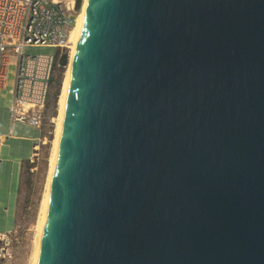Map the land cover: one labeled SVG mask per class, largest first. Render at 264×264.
<instances>
[{
	"label": "water",
	"instance_id": "obj_1",
	"mask_svg": "<svg viewBox=\"0 0 264 264\" xmlns=\"http://www.w3.org/2000/svg\"><path fill=\"white\" fill-rule=\"evenodd\" d=\"M36 264H264V0H86Z\"/></svg>",
	"mask_w": 264,
	"mask_h": 264
},
{
	"label": "built area",
	"instance_id": "obj_2",
	"mask_svg": "<svg viewBox=\"0 0 264 264\" xmlns=\"http://www.w3.org/2000/svg\"><path fill=\"white\" fill-rule=\"evenodd\" d=\"M75 0H0V90L6 82L9 56L17 58L10 106L13 122L40 129L53 76L55 55L25 54L26 48L69 47L75 23ZM11 233L0 232V264L13 259Z\"/></svg>",
	"mask_w": 264,
	"mask_h": 264
},
{
	"label": "rangeland",
	"instance_id": "obj_3",
	"mask_svg": "<svg viewBox=\"0 0 264 264\" xmlns=\"http://www.w3.org/2000/svg\"><path fill=\"white\" fill-rule=\"evenodd\" d=\"M76 1V0H75ZM83 1L78 11L75 10L74 18L81 12ZM25 54L36 55H55L56 50L52 48L40 47V48H26ZM66 53L68 57L67 66L61 72L59 68H56L53 79L57 80L61 78V84L64 77L66 79V73L69 69V65L72 59L73 45L69 44L67 50L62 51ZM17 58L15 55L9 56V62L7 66L6 82L3 89L0 90V106L2 101L7 97H11L14 91V73L16 67ZM64 84V83H63ZM57 91V85L53 82L48 107L43 111L42 123L40 130L42 132L41 144L35 151V156L31 161L26 163L23 167L21 175V183L19 187L18 207L16 215V224L12 235L13 246V259L4 264H30L32 253L34 249V242L36 238V224L40 216L41 201L44 195L46 179L49 172L50 158L52 154L53 140L55 137L56 118L58 115V99L62 94L61 85L59 88V94L54 102L52 96ZM61 92V93H60Z\"/></svg>",
	"mask_w": 264,
	"mask_h": 264
},
{
	"label": "crops",
	"instance_id": "obj_4",
	"mask_svg": "<svg viewBox=\"0 0 264 264\" xmlns=\"http://www.w3.org/2000/svg\"><path fill=\"white\" fill-rule=\"evenodd\" d=\"M5 101L0 106V232L11 233L16 224L23 166L35 156L42 132L27 124L13 122L10 113L12 96L7 98L8 105Z\"/></svg>",
	"mask_w": 264,
	"mask_h": 264
},
{
	"label": "bare ground",
	"instance_id": "obj_5",
	"mask_svg": "<svg viewBox=\"0 0 264 264\" xmlns=\"http://www.w3.org/2000/svg\"><path fill=\"white\" fill-rule=\"evenodd\" d=\"M65 1H69V0H65ZM85 3H86V0L83 1L81 12L77 15V17L75 19V23L71 29L70 34H69V44L73 45L72 59H71L70 65H69V69L66 73V79H65L64 84H63L62 94L59 96V99H58V115L56 118L57 122H56V129H55V137L53 140L52 154H51V158H50L49 172H48V176L46 179L44 195H43V198L41 201L40 216H39V218L37 220V224H36V238H35V242H34V249H33L32 255H31L32 258H31L30 264H36V262H37L41 233H42V229H43V225H44L47 203H48V198H49V190H50L52 175H53L54 166H55L57 147H58L59 137H60V133H61L62 125H63L65 104H66V98H67L71 74H72L73 61H74L75 51H76L79 35L81 32L82 22H83ZM33 48H37V47H33ZM38 48H40V47H38ZM7 98H6L5 103L7 102Z\"/></svg>",
	"mask_w": 264,
	"mask_h": 264
},
{
	"label": "trees",
	"instance_id": "obj_6",
	"mask_svg": "<svg viewBox=\"0 0 264 264\" xmlns=\"http://www.w3.org/2000/svg\"><path fill=\"white\" fill-rule=\"evenodd\" d=\"M81 2H82V0H76L75 1V10L76 11L79 10V8L81 6ZM56 56H57V60H56V63H55V67H54V71H53V76H54V73L56 71V68H59L61 70V72H62L66 68L67 61H68V57H67V54L66 53L60 54V52L58 51V52H56ZM53 76H52V79H51V82H50V88H49V93H48V96H47V101H46L45 108L48 107V102H49V97H50V91H51V87H52L53 82H55L56 85H57V91L52 96V98H53V100H54L55 103H56L57 96L59 94L60 85H61V91H62V87H63V83H64V77H63L62 84H61V78H59L57 80H54L53 79ZM45 108H44V110H45ZM41 135H42V133H41ZM28 162H26V163H28Z\"/></svg>",
	"mask_w": 264,
	"mask_h": 264
}]
</instances>
